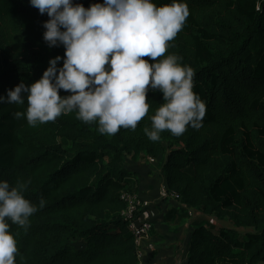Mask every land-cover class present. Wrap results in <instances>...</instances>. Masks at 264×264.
I'll use <instances>...</instances> for the list:
<instances>
[{"label": "trees", "instance_id": "trees-1", "mask_svg": "<svg viewBox=\"0 0 264 264\" xmlns=\"http://www.w3.org/2000/svg\"><path fill=\"white\" fill-rule=\"evenodd\" d=\"M142 158L230 224L183 264H264V0H0V264H137Z\"/></svg>", "mask_w": 264, "mask_h": 264}, {"label": "crops", "instance_id": "crops-1", "mask_svg": "<svg viewBox=\"0 0 264 264\" xmlns=\"http://www.w3.org/2000/svg\"><path fill=\"white\" fill-rule=\"evenodd\" d=\"M134 176L136 177L137 191L143 197L154 198L156 195L150 196L148 185L153 177L150 172H143L142 169L132 166ZM164 185V184H163ZM155 208L153 210L145 211L144 218L148 219L153 226L151 236L144 242L143 258L146 264H176L174 243L182 244L187 239V229L189 228V216L174 215L172 220L161 221L167 211H174L180 207L178 205H168L161 199L156 197L153 201ZM152 206V205H151ZM150 206V207H151ZM148 209V208H147ZM155 210L159 215L155 214ZM192 218V217H191ZM182 248V245L180 246ZM185 254V253H184ZM183 261V260H182Z\"/></svg>", "mask_w": 264, "mask_h": 264}, {"label": "rangeland", "instance_id": "rangeland-1", "mask_svg": "<svg viewBox=\"0 0 264 264\" xmlns=\"http://www.w3.org/2000/svg\"><path fill=\"white\" fill-rule=\"evenodd\" d=\"M161 160L159 159H156V160H153V161H150V160H146L145 158H142L138 163L137 165L135 164H130V167L131 166H134L142 169L143 172L147 171V172H150L152 174V178L150 180V184L148 185V190H152L150 191V196L153 197V195H156L154 198H148L145 196L143 197L140 193L139 195L143 198V199H146L148 202H149V207H147L146 209H144V211H142V216L143 215H146L145 214V211L147 210H153L155 208V206L157 205H154V203H152L151 201H153L156 197L160 196L161 199L163 200V202H165L166 204H168L169 206L170 205H178L179 202L176 201V200H173L169 197H166L165 194L163 193L162 191V187H163V183H164V175L161 171ZM129 165V164H128ZM152 205V206H151ZM151 206V207H150ZM155 214L156 215H159V212L155 210ZM188 215H192L193 218L191 217H187L189 218V225H188V229H187V235L189 236V233L191 232L192 230V225L191 223L194 221V220H198L199 222L203 221L204 223H206L207 226H211L213 227L214 229L218 228V227H228L230 226V224L228 223V221L226 219H217L213 216H206L204 215L200 209H195V210H192L191 214H188ZM188 236H187V239H188ZM186 239V240H187ZM186 242V241H185ZM185 242L183 241L182 244H180L179 242L177 243H174V247H175V251L174 253L177 252V254H175V260H176V264H183L184 262V247H185ZM80 245V243H78ZM182 245V248H180V246ZM183 260V261H182ZM142 264H146L144 262V258L142 257Z\"/></svg>", "mask_w": 264, "mask_h": 264}, {"label": "built area", "instance_id": "built-area-1", "mask_svg": "<svg viewBox=\"0 0 264 264\" xmlns=\"http://www.w3.org/2000/svg\"><path fill=\"white\" fill-rule=\"evenodd\" d=\"M149 160L153 161L154 159L149 158ZM162 191L166 197L179 202L180 195L178 193L167 191L165 185H163ZM121 198L126 203V207L122 211V215L127 221L128 230L134 239L137 264H142V249L144 247V242L150 237L152 229V223L142 216V211L149 207V202L146 199H143L140 195L129 192L122 193ZM186 208L188 207L186 206ZM191 212L192 209H188V214H191ZM188 216L193 218L192 215Z\"/></svg>", "mask_w": 264, "mask_h": 264}]
</instances>
